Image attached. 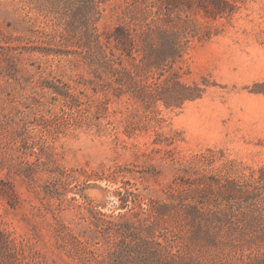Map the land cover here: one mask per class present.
Segmentation results:
<instances>
[{
  "label": "rangeland",
  "instance_id": "rangeland-1",
  "mask_svg": "<svg viewBox=\"0 0 264 264\" xmlns=\"http://www.w3.org/2000/svg\"><path fill=\"white\" fill-rule=\"evenodd\" d=\"M83 1L0 0V91L18 108L2 112L10 121L0 125V154L13 157L0 179L19 196L15 209L0 198V224L24 250L13 264H128L127 249L109 233L119 236L123 224L145 239L151 222L154 241L207 264L211 256L264 264V0H236L231 16L208 20V40L190 43L175 68L182 83L196 85V99L148 108L129 95L94 94L82 62L69 61L75 54L20 48L45 45L37 30L55 27L65 45L50 47L77 50L76 13L94 9ZM110 8L101 30L118 23ZM174 184L201 207L227 199L237 213L254 211L223 234L235 247L208 250L186 220L157 216V201H167Z\"/></svg>",
  "mask_w": 264,
  "mask_h": 264
},
{
  "label": "trees",
  "instance_id": "trees-1",
  "mask_svg": "<svg viewBox=\"0 0 264 264\" xmlns=\"http://www.w3.org/2000/svg\"><path fill=\"white\" fill-rule=\"evenodd\" d=\"M111 1L118 2L112 6ZM87 2L93 3V11H87L83 6L76 13L79 22L76 29L79 30L77 50L55 51L50 47L65 45L63 43L66 39L65 34L55 27L50 30L43 28L37 30V34L42 37L41 42L45 45L32 49L24 45L20 48L25 52H38L43 56L68 57L75 54L77 58L69 61L71 64L82 62V66L86 68L90 75L85 79L86 88H90L94 94L112 95L117 99L129 95L147 108L157 101H162L165 106L170 107L181 106L184 102L197 98L194 93L197 90L196 85L188 86L182 83L175 65L182 60L194 39L205 41L210 38L212 30L208 20L218 21L231 16L237 10L236 0L83 1L85 4ZM106 6L112 7L111 16H116L118 21L111 30L105 27L101 30L98 27ZM54 14L51 10L47 16ZM197 14L207 22L197 23L194 18ZM73 30L67 29L66 32L71 36ZM8 42L10 41H6ZM4 48L12 49V46ZM9 64L14 73L20 71L14 57H11ZM58 88L54 87L53 93L62 96ZM65 95L72 98V94ZM17 109V105H12L2 98L0 91V125H8L10 121L2 112ZM12 158L5 152L0 154V168L8 167L11 171ZM179 186L181 185L170 186L167 201H157L158 205L155 206L157 216L175 215L186 220L196 240L204 242L208 250L235 247L233 245L235 241L227 239L223 234L232 224L241 221L239 216H247L254 211L247 206L240 212L242 207L238 206L237 213L236 206L230 204L227 199L212 205V208L201 207L190 200L186 189ZM247 195L244 201L246 203L251 199L249 193ZM0 198L12 209L19 203L14 186L2 179ZM121 201L124 203L125 199L121 198ZM149 214L151 215L150 211ZM120 227L119 236L109 233L108 237L115 238V244H121L127 249L124 257L129 258L128 264H207L192 255L193 251L189 254L173 250L166 243L154 241L152 238L155 222L146 225L145 239H142L141 231H135L123 224ZM73 238L77 243H81L78 237ZM21 252L24 250L16 244L12 233L7 232L0 224V264H13ZM137 256L142 257L138 259ZM124 257L120 256L121 259ZM210 261L211 264H231L222 261L221 258L216 260L215 256H211Z\"/></svg>",
  "mask_w": 264,
  "mask_h": 264
}]
</instances>
